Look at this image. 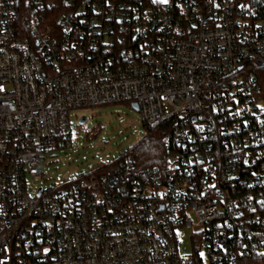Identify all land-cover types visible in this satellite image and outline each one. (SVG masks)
Wrapping results in <instances>:
<instances>
[{
  "label": "built area",
  "instance_id": "obj_1",
  "mask_svg": "<svg viewBox=\"0 0 264 264\" xmlns=\"http://www.w3.org/2000/svg\"><path fill=\"white\" fill-rule=\"evenodd\" d=\"M47 5L0 0V264L264 256V103L251 72L264 67V0H64L55 26ZM133 103L144 138L172 123L165 165L139 170L129 150L30 194L47 155L71 149L73 111ZM180 228L192 256L179 254Z\"/></svg>",
  "mask_w": 264,
  "mask_h": 264
},
{
  "label": "rangeland",
  "instance_id": "obj_2",
  "mask_svg": "<svg viewBox=\"0 0 264 264\" xmlns=\"http://www.w3.org/2000/svg\"><path fill=\"white\" fill-rule=\"evenodd\" d=\"M78 116H86L88 123L79 125ZM72 147L67 154L62 151L49 154L46 158V178L34 179L28 176L30 194L40 188L48 189L60 180L79 179L102 163L113 162L121 158L137 143L144 139L145 130L141 114L129 104L96 107L88 110H76L71 116ZM100 130L97 137L91 139L95 130ZM69 157L71 160H69ZM178 249L181 256H192L195 252V240L190 228L177 230ZM204 259V250L198 252Z\"/></svg>",
  "mask_w": 264,
  "mask_h": 264
},
{
  "label": "trees",
  "instance_id": "obj_3",
  "mask_svg": "<svg viewBox=\"0 0 264 264\" xmlns=\"http://www.w3.org/2000/svg\"><path fill=\"white\" fill-rule=\"evenodd\" d=\"M48 2L45 17L53 26L57 25V19L63 11L64 0H44ZM255 76L254 96L258 101L264 103V67L251 70ZM172 123H167L161 128L149 133L143 140L137 143L131 154L135 160L136 167L146 169L158 165H165L171 153V146L167 141V135L173 128ZM259 255V254H258ZM245 264H264V256H258L244 262Z\"/></svg>",
  "mask_w": 264,
  "mask_h": 264
},
{
  "label": "water",
  "instance_id": "obj_4",
  "mask_svg": "<svg viewBox=\"0 0 264 264\" xmlns=\"http://www.w3.org/2000/svg\"><path fill=\"white\" fill-rule=\"evenodd\" d=\"M132 107H133V109H135L136 111L139 110V108H138V104H137V103H133V104H132ZM87 121H88V118H87V117H82V118L80 119V121H79V125H85V124L87 123Z\"/></svg>",
  "mask_w": 264,
  "mask_h": 264
},
{
  "label": "snow or ice",
  "instance_id": "obj_5",
  "mask_svg": "<svg viewBox=\"0 0 264 264\" xmlns=\"http://www.w3.org/2000/svg\"><path fill=\"white\" fill-rule=\"evenodd\" d=\"M161 2H164V3H166V2H167V0H161Z\"/></svg>",
  "mask_w": 264,
  "mask_h": 264
}]
</instances>
